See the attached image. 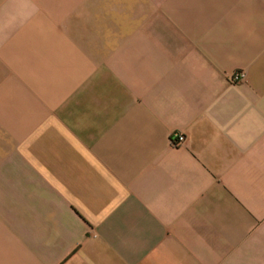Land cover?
Instances as JSON below:
<instances>
[{
	"label": "crops",
	"instance_id": "0c3cea01",
	"mask_svg": "<svg viewBox=\"0 0 264 264\" xmlns=\"http://www.w3.org/2000/svg\"><path fill=\"white\" fill-rule=\"evenodd\" d=\"M0 264H264V0H0Z\"/></svg>",
	"mask_w": 264,
	"mask_h": 264
},
{
	"label": "built area",
	"instance_id": "2783aa9c",
	"mask_svg": "<svg viewBox=\"0 0 264 264\" xmlns=\"http://www.w3.org/2000/svg\"><path fill=\"white\" fill-rule=\"evenodd\" d=\"M244 73L241 71H237L235 73L232 74L231 76V80L234 82L240 81L243 79ZM171 142L174 145H179L184 141V135L180 134V133H173L170 137Z\"/></svg>",
	"mask_w": 264,
	"mask_h": 264
}]
</instances>
